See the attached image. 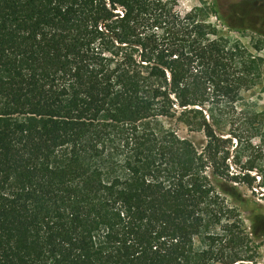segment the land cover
<instances>
[{"label":"trees","instance_id":"obj_1","mask_svg":"<svg viewBox=\"0 0 264 264\" xmlns=\"http://www.w3.org/2000/svg\"><path fill=\"white\" fill-rule=\"evenodd\" d=\"M176 2L0 0V264H258L214 248L253 185L215 129L249 60Z\"/></svg>","mask_w":264,"mask_h":264},{"label":"rangeland","instance_id":"obj_2","mask_svg":"<svg viewBox=\"0 0 264 264\" xmlns=\"http://www.w3.org/2000/svg\"><path fill=\"white\" fill-rule=\"evenodd\" d=\"M254 1L256 0H177L175 9L182 16L195 12L198 21L214 25L224 33L228 46L231 49L239 47L249 60L246 69H243L241 62L236 64L240 75L249 74V81L240 89V100L235 104L228 101L215 106L217 112L222 109L221 112L227 117L221 130L218 127L215 129L223 134L224 139L231 140L228 143L230 158L227 160L230 172H248L253 185L249 187L244 182L234 184L238 188L241 203L235 204L231 196L220 199L219 203L224 207L234 208L239 205L242 229H235L233 232L239 234L241 240L234 246L230 241L234 234H225L226 237L222 241L218 240L214 248L215 253L219 250V254L225 252L227 255L235 253V248L236 252L252 256L258 264H264V236L256 237L252 233L255 219L260 221V227L264 225V6ZM214 6L225 17L227 25L212 12ZM208 37L213 38L214 35L209 34ZM205 115L209 119L207 112ZM181 133L184 136L189 134L184 128ZM193 136L197 143L206 141L201 130ZM249 167L254 170H245ZM208 172L211 174L212 169ZM219 228L220 226L213 225L211 232L216 236L220 233Z\"/></svg>","mask_w":264,"mask_h":264},{"label":"flooded vegetation","instance_id":"obj_3","mask_svg":"<svg viewBox=\"0 0 264 264\" xmlns=\"http://www.w3.org/2000/svg\"><path fill=\"white\" fill-rule=\"evenodd\" d=\"M256 1H257V3L259 2L261 6H264V0H256ZM256 1H254V2H256Z\"/></svg>","mask_w":264,"mask_h":264}]
</instances>
